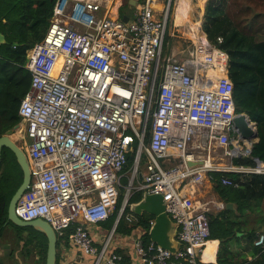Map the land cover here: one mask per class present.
Returning a JSON list of instances; mask_svg holds the SVG:
<instances>
[{"label": "built area", "instance_id": "obj_1", "mask_svg": "<svg viewBox=\"0 0 264 264\" xmlns=\"http://www.w3.org/2000/svg\"><path fill=\"white\" fill-rule=\"evenodd\" d=\"M171 2L139 0L122 14L124 0H55L44 38L27 51L31 83L18 116L30 184L14 211L46 221L57 240L67 235L93 264H125L110 247L113 233L98 247L88 226L114 212L129 152L118 215L132 194L147 192L162 196L178 224L176 251L135 239L138 264H202L210 205L195 188L214 171L264 174L255 159L254 167L233 163L250 152L233 124L227 54L208 42L207 52L194 42L185 59L163 54ZM224 158L230 164H218ZM253 245L264 250V229Z\"/></svg>", "mask_w": 264, "mask_h": 264}, {"label": "trees", "instance_id": "obj_2", "mask_svg": "<svg viewBox=\"0 0 264 264\" xmlns=\"http://www.w3.org/2000/svg\"><path fill=\"white\" fill-rule=\"evenodd\" d=\"M246 1L251 5L247 10L252 6L259 8L251 20L258 22L259 19H264V0ZM227 2L228 0H208L203 28L208 41L228 55V76L234 85L233 101L236 113H245L257 126L258 141L253 144L250 156L235 158L233 163L254 167L256 158L264 163V38L257 39L235 23L229 11L226 12ZM54 4L55 0H0V33L5 37V42L0 44V137L20 122L18 108L31 83L30 72L25 67L27 51L44 38ZM121 10L122 14L129 12L127 0H124ZM218 38H221V42ZM133 161L134 152H129L124 171L132 166ZM211 178L220 199L235 206L234 210L224 209L217 216L209 218L210 237L220 241L218 264H243L245 261L242 259H235L237 256L231 252L229 245L239 239L237 234L240 231V222L237 219L246 218L248 211H258L264 201V174L214 171ZM223 178L232 180L236 186L222 184ZM22 179L23 173L14 154L3 148L0 161V238L4 235L6 226L13 227L21 242L19 256L31 259L30 264H45V235L31 227H19L7 222L9 201ZM123 192L122 189L114 212L104 222L109 230L121 207ZM141 197V192L129 197L115 232L130 235L140 227L144 230L141 239L144 244H148L153 217L147 214L137 216L129 209L130 204L138 202ZM128 214H133L136 219H130ZM70 232L71 230L68 231ZM247 237L253 245L255 232L247 233ZM61 243L68 245L71 241L67 235L58 239L57 249ZM253 247V254H258V257L246 264H264V250L254 245ZM113 251L120 253L119 249Z\"/></svg>", "mask_w": 264, "mask_h": 264}, {"label": "crops", "instance_id": "obj_3", "mask_svg": "<svg viewBox=\"0 0 264 264\" xmlns=\"http://www.w3.org/2000/svg\"><path fill=\"white\" fill-rule=\"evenodd\" d=\"M231 2L235 7L236 0H228V5ZM237 2H239V0H237ZM243 2H246V0H243ZM182 9L184 13L181 15L180 19L178 15L181 14ZM247 9V4H243V6L239 5L238 9L236 11H233V13L230 15L234 18L235 23H238L241 28L247 29V31L250 34L254 35L257 39L264 38V20L262 21L261 19H259L258 22L248 19L244 20V16L248 12ZM187 16V2L185 0H180L176 7L175 23L177 25H182L183 22L187 19ZM241 16H243V22L239 19V17ZM230 162L231 159L228 158L226 160H220L218 164L228 165L230 164ZM195 189L196 192L194 197L197 201L209 202V218L213 215L217 216L221 213V211L227 209L226 205L228 203H225L222 199H220L219 195L214 190L212 178H204L202 183ZM212 207L214 211H212ZM234 207V204H232V210H234ZM135 219L136 218L134 216L133 220ZM237 220L240 222V231L237 234V237L239 239L232 241L229 245V249L234 254V256H237V258L235 259H242L243 261H245L243 264L249 262L251 263L256 260L258 254H253L255 250L253 245L248 241L249 239L247 237V233L252 231L255 232L256 236L258 232L264 229V201H262L260 209L258 211H248L246 218L243 217ZM151 222H153V220ZM88 228L98 247H101L104 241L111 235V230H109L104 225V223L89 225ZM16 233L17 232L11 226L5 227L4 235H2V237L0 238V261L2 262V264H14L12 263V261L20 257L19 249L21 242L17 238ZM143 233L144 230L140 227L135 229L132 233H130V235H124L122 233H116L114 231L111 235V237H113V240L110 243V247L111 249L115 250L119 249L120 254L123 255L125 264H138L139 260L134 251L133 244L135 239H141V235ZM219 248L220 241L218 239H213L210 237L202 252V264H218L217 254ZM57 258L58 264H93V257L83 254L80 249L72 243L68 245L64 243L59 244L57 249Z\"/></svg>", "mask_w": 264, "mask_h": 264}, {"label": "water", "instance_id": "obj_4", "mask_svg": "<svg viewBox=\"0 0 264 264\" xmlns=\"http://www.w3.org/2000/svg\"><path fill=\"white\" fill-rule=\"evenodd\" d=\"M138 1L139 0H127V8H133L138 3ZM122 21H128V16L123 15ZM4 42L5 37L2 33H0V44ZM233 124L236 129L238 139L241 141V147L244 148L246 143H248L249 147L247 150L251 153L253 144L258 141V131L256 124L252 122L245 113L236 114ZM18 127L19 124L8 130L0 137V161L2 149H9L14 154L16 161L23 173L22 182L9 201L7 222H11L19 227H31L37 232L44 234L47 239L45 264H56L58 240L52 227L42 219L24 221L20 219L14 211L16 203L29 188L30 184V170L27 156L22 147H20L11 138L14 131ZM130 148L131 146L129 145L128 150H130ZM236 157L241 158L240 155H236ZM255 161L257 163H261L258 158H256ZM189 165L192 164L189 163ZM126 166L127 164L125 167ZM226 208L232 209V204L228 203ZM129 209L134 215L141 216L147 214L153 217V222L149 230L150 241L154 242L161 248L168 249L170 251H176L179 248V242L175 239L178 230V224L169 218L166 212V203L160 194H148L147 192H144L142 193V197L138 202H133L130 204ZM120 218L121 215L116 217L112 226V233L115 231Z\"/></svg>", "mask_w": 264, "mask_h": 264}, {"label": "rangeland", "instance_id": "obj_5", "mask_svg": "<svg viewBox=\"0 0 264 264\" xmlns=\"http://www.w3.org/2000/svg\"><path fill=\"white\" fill-rule=\"evenodd\" d=\"M180 0H172L170 8H169V27L167 29L166 33V40L163 48V54L164 55H175L177 59H185V57L188 56V52L191 51L192 49H196L198 46L195 44H199L198 40L195 39V35L197 37H200L201 42H205V45L200 44V47H207V42L214 48L216 46L212 45L206 36V33L204 31V14H205V9L206 5L208 3V0H185L187 2V9H188V16L187 19L183 22L182 25H177L175 23V13H176V7L178 5ZM240 2V3H239ZM239 2L235 3V7L233 6V3L227 2V7H226V12L228 11V6H229V13L232 14L233 11H236L239 7V5L243 6V4H247L248 6L249 3L243 2V0H239ZM238 4V5H237ZM259 8H254L253 6L250 7L248 10L247 14H245V19L251 20L253 14L258 11ZM122 13V10L121 12ZM184 13L183 9L181 11V14L178 15V17L181 19V15ZM243 16L239 17L242 22L244 21L242 19ZM263 21L264 19L261 18ZM176 24V25H174ZM244 31L248 32L247 29H244ZM173 34V35H172ZM193 36V37H192ZM206 40H204V38ZM195 42V43H194ZM217 48V47H216ZM210 49V46H209ZM200 51V49H199ZM208 51V47L206 48V52ZM12 140L15 141L20 147L24 144L25 145V138L23 134V129H21L20 125L19 127L14 131L12 135ZM23 147V146H22ZM220 154V152H219ZM227 158H224L226 160ZM147 159L143 157L142 159V167L141 171H143V163H145ZM133 165V164H132ZM124 172V178L121 179V184L123 186V199L126 193L125 187L128 186L130 177H131V172H132V166L128 169L123 171ZM137 182L135 181L134 185H136ZM123 202V201H122ZM212 211H214L212 207ZM13 228V227H12ZM14 229V228H13ZM15 230V229H14ZM112 230V228H111ZM113 237L110 238V243L112 242ZM37 257V256H36ZM35 257V258H36ZM31 259H23L21 257L15 259L12 261L14 264H30Z\"/></svg>", "mask_w": 264, "mask_h": 264}, {"label": "bare ground", "instance_id": "obj_6", "mask_svg": "<svg viewBox=\"0 0 264 264\" xmlns=\"http://www.w3.org/2000/svg\"><path fill=\"white\" fill-rule=\"evenodd\" d=\"M192 37H193V36H192ZM195 39L198 40L199 44L205 45V42H201L200 37H197V36L195 35Z\"/></svg>", "mask_w": 264, "mask_h": 264}]
</instances>
